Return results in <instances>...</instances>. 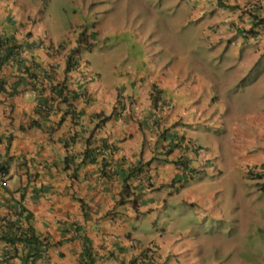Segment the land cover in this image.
<instances>
[{
	"label": "crops",
	"instance_id": "crops-1",
	"mask_svg": "<svg viewBox=\"0 0 264 264\" xmlns=\"http://www.w3.org/2000/svg\"><path fill=\"white\" fill-rule=\"evenodd\" d=\"M203 1L208 0H199L200 4ZM228 1L233 5H237V1H242L246 7L247 10L241 12L239 22L243 27L257 28L255 32H259L256 35L258 39L262 38L261 42L255 41V35L248 38L256 42L255 48H258L260 53V50H264V21L257 22V20L264 16V0ZM250 10L257 12V18H254L256 14H252ZM34 11V7L27 10L18 0H0V24L4 32L13 31L15 39L33 49L39 60L38 75L43 76L50 62L57 60V67L52 70L48 83L63 81L69 89L86 90L92 97L89 103H85L80 98L74 99L76 111H79L77 124L74 125L69 123L71 117L68 112L59 111L57 114L50 113L44 116L36 110V104L44 99L46 94L53 95L55 97L53 101L56 103L64 104L53 92L54 89L50 92L45 88L41 92H34V95L27 93L26 97L20 89L28 84L20 77L21 85L17 93L12 95L0 91V160L7 159L5 138L10 134L12 138L8 155H25L22 162L16 157V161L11 164L9 171L11 184L14 187L21 185L19 191L23 193L25 206L31 212L30 223L34 232L43 238L46 244L48 243L46 253L37 258L34 264H88L81 254L83 245L76 236V228L80 224H83V228L91 238L92 254L97 264H128L129 259L138 253L140 246L147 245L146 240H141L137 232V228L140 229L144 225L142 218L144 207L150 211L160 202L153 196L155 186L160 189L165 188L182 172L170 160L184 158L188 149L192 150L191 125L194 124L193 121L198 114L202 116V109L211 96L202 93L200 83L193 79L187 82L180 79L170 82L163 69L165 67L170 70L169 65L153 66L151 58L144 54L142 49L135 55L140 66L126 72L130 74L128 78L123 76L122 69H117L113 75V82L109 85L103 83L101 72L90 66L82 51L76 54L77 65L66 69L64 67L66 55L70 48L76 45L75 37H70L62 47L55 45L53 48L45 39L44 33L47 30L42 17L31 13ZM52 36L53 41H59L61 38L59 33H53ZM254 62L255 60L253 62L247 60L244 63L252 65ZM171 68H174L173 65ZM14 79H17V76L12 78V81L10 78L6 80L7 91L13 86ZM126 87H129L127 92H121V89ZM154 89L158 93L156 99L152 97ZM65 95L70 96V93L65 92L62 97ZM113 104L116 106L114 111H112ZM208 105L210 108H206L211 111V102ZM188 108L193 113V117L186 115ZM99 112L104 114L111 112L112 116L102 128L96 130L98 140L108 142L117 140V152L111 151L114 152L113 163L120 161L119 157L125 158L124 164L121 165V161L116 163L117 172L114 175L125 173L130 160L136 163L153 157L149 168L146 167L141 172L146 174L145 181L152 184L143 188L135 208L131 206L128 209L126 208L128 205L122 208V205L115 202L121 187L110 189L109 182L99 174L101 163L94 162L91 165L88 162L84 167L81 165L78 169L80 173L78 178H71L73 183H70L68 178L69 169H65L62 165V157L67 153L71 154V149L82 150L84 147L86 134L89 131L81 129L83 126L81 124L95 121V116ZM60 116L63 118L61 123L58 122ZM33 119L38 120V125L21 128V125L26 126ZM254 120L256 124L254 128L258 129V134L252 137L245 132L248 128L243 127L241 131H237L242 137L238 143H232V147L240 162L259 165L264 164V118L256 113ZM186 126L190 128L187 131ZM66 130L77 133L75 142L68 146L64 143L68 134ZM176 141L177 145L166 154L168 144ZM164 157L169 160L158 159ZM202 160L197 158L191 160V163L199 166ZM111 164L109 163V166ZM141 178L138 175L134 176L133 183L137 184ZM88 182L98 187L97 194L93 197L91 196L94 192L91 193L86 187ZM1 191L2 188H0V206L3 203ZM154 199L155 201H152ZM111 207L115 212L113 217L108 211ZM2 213L4 210L0 211V214ZM145 218L153 222L150 215ZM133 219H137L141 226L136 227L132 223ZM151 236L145 234L146 239ZM160 238V240L156 238L150 240L153 242L154 256L158 261H163L165 264H195L189 258L190 241L187 237L161 236Z\"/></svg>",
	"mask_w": 264,
	"mask_h": 264
},
{
	"label": "rangeland",
	"instance_id": "rangeland-1",
	"mask_svg": "<svg viewBox=\"0 0 264 264\" xmlns=\"http://www.w3.org/2000/svg\"><path fill=\"white\" fill-rule=\"evenodd\" d=\"M18 1L27 10L35 8L31 13L42 17L49 37L86 29L95 43L82 49V55L106 85L117 69L128 78L126 72L140 66L135 55L141 49L153 66L169 65L170 70L163 69L170 82L200 83L211 99L191 125L194 155L188 149L184 156L203 159L200 174L179 175L165 188L155 186L153 196L160 202L150 211L144 207V225L137 232L147 243L161 236L187 237L195 264H264V164L240 162L232 147L243 127L252 137L258 134L256 113L264 118V50L259 53L248 37L262 38L256 27L240 24L241 12L247 10L242 1ZM251 13L257 18V12ZM247 60L255 62L245 64ZM186 115L193 117L189 108ZM132 223L141 226L137 219ZM77 228L82 243L85 232ZM146 233L152 236L146 239Z\"/></svg>",
	"mask_w": 264,
	"mask_h": 264
},
{
	"label": "clouds",
	"instance_id": "clouds-1",
	"mask_svg": "<svg viewBox=\"0 0 264 264\" xmlns=\"http://www.w3.org/2000/svg\"><path fill=\"white\" fill-rule=\"evenodd\" d=\"M0 34L1 35L6 34V37L11 36V38H13L14 42L19 45L18 50L15 53L16 55L14 57H12L13 60L14 59L19 60V62L23 66H26L29 71H32V73H34L36 75L35 77H28V75H26V77L22 76V78L27 82L28 86L21 88L20 92H23L24 96H26L27 93L34 95V92L35 93L37 91L41 92L45 88H48L50 90V92H51V90L54 89L53 92H55L58 95V97H60V102H62L64 104L61 105L59 102L56 103L55 101H53L55 99V97L53 95L49 96L48 94H46V97L44 99L38 101V103L36 104V108H37L36 110L39 111V113H41L44 116H47L50 113L57 114L59 111L63 112V113L68 112V114L71 117V120H69V123L70 124L73 123L74 125L77 124L78 117H79V115H78L79 111H76V106L73 103V101L75 98H80L85 103H89L92 100V97H90L89 92L86 90H73V92H72L71 89H69L68 87H66L64 85L63 81H58L56 83H54V81H50V83H48L47 81L50 80L49 76H50L52 70H54L57 67V64H58L57 60H52V62H50L49 67L44 70L43 76H41L40 74L38 75L37 74V68L39 66V60L36 56V53L33 51V49L30 46L26 45L24 42H22V41L20 42L17 39H15L13 31L11 33L4 32V28L1 24H0ZM44 36L46 37L45 39L49 42V45L50 46L52 45L53 48L55 45H59V47H62L63 44L67 43V41L69 40L70 37H75L74 40H75L76 45L73 46L72 48H70L69 52L66 55V65L64 66L66 69H69L70 67L77 65V63H78V60L76 58L77 53L81 52V50L84 48H86V49L89 48L90 46H92L95 43L94 37H92L91 34L88 33L86 29H82V27L77 28V29H73V32L70 34L69 37L67 35H63L59 39V41L58 40L53 41L51 39V37H49L46 33H44ZM5 42H7V44H9L12 41L11 40L7 41V39H5ZM53 43H54V45H53ZM77 46H79V50L74 52V56H73V57H75L74 60L71 59L67 63L68 54L70 53V51L73 48H76ZM81 59H83V58H81ZM60 87H62L61 93H59ZM17 92H14L12 95H14ZM65 92L70 93V96L65 95L64 97H62V95H64ZM157 95H158L157 90L154 89L153 94H152L153 99H156ZM115 104L112 105V111H114V109L116 108V106H114ZM115 112H116V110H115ZM104 116H108V117L104 118ZM111 116H112L111 112L108 114H104L103 112H99L95 116V121L89 122L90 124H85V125H84V123L81 124V125H83L81 127V129H83L84 131H89L86 134V138L84 141V147H85L87 138H89L91 140L90 141L91 142L90 143L91 151L95 150V149H103L104 152L109 154V155H113L114 152H117V149H118L117 140H112L109 142L103 141V140H98L97 134H96V130L98 131L100 128H102V126L105 124V122ZM62 119H63L62 116H60V119L58 120V122L61 123ZM54 122H56V120H54ZM66 131H68V130H66ZM9 136H11V135L8 134L7 137H9ZM76 136H77L76 131L72 132L71 130H69L67 136H65V140H64L65 145L68 146L70 144H73L76 140ZM180 139H182V138H180ZM10 140L5 138V144L7 145V143H9V149L11 146ZM177 143H178L177 141L176 142H170L168 144V147H170L171 144H175L172 146V148H173L177 145ZM6 145H5V156L7 157V159L0 160V162H4L6 166L8 165L7 171L6 170H0V173L6 177V181H7L6 185H0V188H2L1 198L3 199V203L0 206V211L4 210V213L0 214V234L6 233V234H8L7 236H9L12 234H16L19 231L18 228L20 226L25 228L26 226H28V224H31L30 223L31 222L30 217L28 218V220L26 219V214L30 213V216H31V212L27 210V207L25 206L24 195L21 191H19L20 190L19 188L21 187V185H17L14 187L11 184L10 173H9L10 168H11V164L13 163V161H16V157H17V159H19L18 161L22 162V158L25 155L24 154H22V156H20L21 154H14V155L10 154V155H8L9 149H8V151H6ZM84 147L82 148V150L75 149L76 151L71 149L72 153L71 154L67 153L69 156L68 157L69 159H70V157L73 156V158H74L73 162L71 160L68 162L65 161L64 156H67V154H65L61 159L62 163H63L62 164L63 167L65 169H69L68 178L70 179V183H73L71 178L77 179L78 176L80 175V173L77 169L76 175L73 176L72 174L74 173V169L71 167H72V164L77 165V162L80 161L81 153H82ZM168 147L166 148V150L168 149ZM172 148H171V150H172ZM112 150H114V152H111ZM166 150H165L166 154H169L171 152L170 151L167 153ZM193 150H194V142H192V150H191V153H193V155H194ZM13 157H15V158L13 159ZM187 158H188V156H187ZM118 159H121V160L124 159L123 161H125L124 157H119ZM158 159H162V160L166 161L167 158L164 157V158H158ZM168 160L169 159H167V161ZM170 161H172L174 164H176L177 167H179L178 169H180L182 171L181 173H179L177 176H175L172 179L171 183H173L176 180L175 178L178 177L179 175H189L190 177H193L195 174L196 175L200 174V170H201L199 167L200 165L196 166V165L192 164L191 161H188V159L175 158V159H172ZM88 162L91 163V165L94 164V162L86 161L85 163H83L81 165H83V167H84L85 165H87ZM140 162L141 161H137L136 163H133L130 160V161H128V164H127L128 170L125 173H123V174L118 173L117 175L112 174V176L113 175L114 176H113L112 181L109 183V186H111V188H110L111 190L117 186L121 187V190L117 192V198H116L115 202L117 204L122 205V208H124V205H128L126 207L128 209L131 206L135 208L136 205H138L137 202H138L139 197L143 193V190H144L143 188L148 184L149 185L152 184L150 182L147 183L145 181V180H147V177H145L146 174H145V172L144 173H141V172L144 171L146 167L149 168L150 164L153 162V157L149 158L148 160L145 159L144 161H142L144 164L143 168H141V170L139 172H137L136 174H132V175L128 176L129 171L133 170L136 167V165H139ZM69 165H70V167H66ZM190 165H192V167H190ZM107 166H109V164H107ZM99 174H101V173H99ZM136 175H138L139 177H142L141 181L139 180V182L137 184L133 183V178ZM101 176H103V175H101ZM85 177H86V173H85L84 179H85ZM103 177H105V176H103ZM114 180L119 182V183H115ZM124 182L126 184V188H123ZM181 182H183V181H181ZM135 185H138V187H135ZM86 187L89 189L88 191H90L91 193H92V191L94 192V194H92L91 197H93L95 194H97V191H98L97 185L89 184V182H88V183H86ZM132 189H134V190H132ZM76 196H78V195H76ZM112 209H113V207L109 208L108 211L110 212L109 214L112 215V217H113L115 215V212ZM77 229L79 231L85 232V236H87L86 231L83 228V224H80ZM152 243H153L152 241H149L148 243H146L147 245L140 246V250L138 251L137 254H135L134 256H132L129 259L128 264H133L132 262H130L133 257H137V261L135 262V264H143L144 262H147V260L152 261L153 264H165L163 261H158L155 258V256H154L155 248L152 246ZM0 246H1L0 247V264H4L5 259H10L11 261L14 260L16 262H19L20 256L24 255L30 249L29 245H27L25 242L17 240V242L9 243V242H6L2 238H0ZM47 249L48 248L45 247L42 250V253L40 254L39 257L44 255L46 253ZM3 251H5L6 253H4ZM39 257H37V258H39ZM36 259L34 260V262L36 261ZM34 262L32 264H34Z\"/></svg>",
	"mask_w": 264,
	"mask_h": 264
},
{
	"label": "trees",
	"instance_id": "trees-1",
	"mask_svg": "<svg viewBox=\"0 0 264 264\" xmlns=\"http://www.w3.org/2000/svg\"><path fill=\"white\" fill-rule=\"evenodd\" d=\"M262 21H264V16H262L261 18H259L257 20V22H262ZM5 39H7V41L11 40L12 42L7 44V42H5ZM18 47H19V45L14 42V40H13V38H11V36L6 37V34H3V35L0 34V91L3 90V91H6L10 94H13L14 92L19 91V85H21L20 77H22V76L26 77V75H28V77H35L36 76L34 73H32V71H29L26 66H23L19 62V60H16V59L13 60L12 57H14L16 55L15 53L17 52ZM77 50H79V46H77L76 48H73L70 51V53L68 54L67 63L71 59L74 60V58H75V57H73L74 52H76ZM16 76H17V79L13 80V86H10V90L7 91V89L5 87L6 80L9 78L11 80L12 78H15ZM71 91L73 92V89H71ZM61 92H62V87L59 88V93H61ZM105 117H108V116H104V118ZM36 125H38V120L33 119L30 122H28L26 124V126L21 125V128L24 129L25 127H32V126H36ZM6 138L8 140H10L11 136L6 137ZM90 141L91 140L89 138H87L85 147L81 153V159H80V161L77 162V165L72 164L71 168L74 169V173L72 175L75 176L76 170L79 169L80 165L85 163L86 161L97 162V163L99 162V164L101 163L100 168H99V173H101L103 176H105L103 178L105 181L110 183L111 180L113 179L112 174H115V172H117V170L115 168V167H117L116 163L121 161V165H122L125 163V162H123L124 159L113 163L112 155L105 153L103 149H95V150L91 151V148H90L91 142ZM173 145H175V144H171V146L168 147V149L166 150L167 153L171 151V148ZM8 149H9V143H7V145H6V151H8ZM20 156H22V154ZM64 157H65L66 162H68L70 160L72 162L74 161L73 156L70 157V159L68 158L69 157L68 154H67V156H64ZM109 163H112V164L110 166H107V164H109ZM113 164H114V166H113ZM143 166H144V164L141 161L139 163V165H136V167L133 170L129 171L128 176L132 175V174H136L137 172H139L141 170V168H143ZM7 167H8V165L6 166L4 162H0V170H6L7 171V169H8ZM66 167H70V165L66 166ZM123 188H126L125 182H124ZM82 204H83V202H82ZM29 217H30V213H27L26 219L28 220ZM18 230L19 231L16 234H12L9 236H7L8 234H6V233H2V234H0V238L4 239L6 242H9V243L17 242V240L25 242L27 245H29L30 249L24 255L20 256L19 262H16L14 260L11 261L10 259H5L4 264H32L34 262V260L40 256V254L42 253V250L47 246L46 242H44V239L40 238L37 234H35L33 226L31 224H28V226H26L25 228L20 226L18 228ZM86 239H87V244L85 241ZM82 244H83V248H82L81 254L83 255V258H85V260L88 264H97L95 262L93 254H92L90 240H89V238H87V236L84 237ZM3 252L6 253L5 251H3ZM136 261H137V257H133L130 262L135 264ZM143 264H153V263H152V261L147 260V262H144Z\"/></svg>",
	"mask_w": 264,
	"mask_h": 264
},
{
	"label": "built area",
	"instance_id": "built-area-1",
	"mask_svg": "<svg viewBox=\"0 0 264 264\" xmlns=\"http://www.w3.org/2000/svg\"><path fill=\"white\" fill-rule=\"evenodd\" d=\"M7 181H6V177L0 173V185H6Z\"/></svg>",
	"mask_w": 264,
	"mask_h": 264
}]
</instances>
